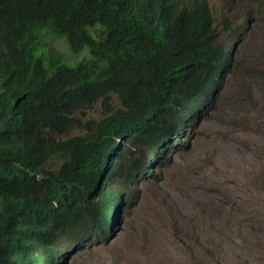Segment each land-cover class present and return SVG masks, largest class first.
Instances as JSON below:
<instances>
[{"label": "trees", "instance_id": "trees-1", "mask_svg": "<svg viewBox=\"0 0 264 264\" xmlns=\"http://www.w3.org/2000/svg\"><path fill=\"white\" fill-rule=\"evenodd\" d=\"M210 10L208 0H0V264H49L59 250L49 229L109 234L123 192L114 180L127 160L131 178L145 163L133 149L184 144L242 65L231 49L248 17L217 27Z\"/></svg>", "mask_w": 264, "mask_h": 264}, {"label": "rangeland", "instance_id": "rangeland-1", "mask_svg": "<svg viewBox=\"0 0 264 264\" xmlns=\"http://www.w3.org/2000/svg\"><path fill=\"white\" fill-rule=\"evenodd\" d=\"M240 1L248 26L231 53L242 65L211 98L197 144L169 150L135 180L116 179L115 226L81 249L67 241L60 264H264V5ZM208 2L214 12L221 0Z\"/></svg>", "mask_w": 264, "mask_h": 264}, {"label": "clouds", "instance_id": "clouds-1", "mask_svg": "<svg viewBox=\"0 0 264 264\" xmlns=\"http://www.w3.org/2000/svg\"><path fill=\"white\" fill-rule=\"evenodd\" d=\"M228 1L232 3V9H233V11L231 13H227L226 10H225V7H224L225 2H228ZM256 1H258L261 4L264 5V0H256ZM242 3L243 2L240 1V0H234V2H233V0H221V2L219 4V9L217 11L214 10V12H213L212 11V8L210 6V9H211L210 11L212 13V17H214L216 15L217 16V22L218 23H219V20L220 19L226 18V17H232V15H234V14L239 15V18L238 19H242L244 16H246L245 14L240 15V14L235 13L236 7L238 5H240V4H242ZM214 23H215V21H214ZM246 26H248V25H246ZM185 116L187 118H190L191 112H185ZM205 121H206V119H205L204 113L202 112V114H200V116L198 118H196L195 121L190 126H188L186 128V131L183 133V139L182 140H183L184 144L181 145V146H178V147L169 148L166 151H164L163 154H160L158 156H150V155H148V153L146 152V150L143 149L142 147H135L132 152H134L135 154H137L138 156H140L142 159H145V163L143 165H141V167H140V173H139V175H137L136 177H132V178L129 177L128 169H129L130 161L127 160L126 161V165L123 166V168L121 170V173H119V175L117 176L118 177L117 179L121 178L123 181L135 180V179L139 178L143 173L150 172L152 170V163L156 159H164L165 156H167L169 150L178 149V148H181V147L186 146L185 143L188 140H192V141H194L195 144H197L196 139H197V136H198V131L202 128V126L204 125ZM55 165L56 164L52 165V167H55ZM122 194H123V192H122ZM122 194H121V200H122ZM121 200H120V202H121ZM119 204L117 206V214H116V217H115V221H116V218H117L118 213H119V209H118ZM115 221H114V223H115ZM114 223H113L112 227L115 226ZM36 224L37 225H41L42 224L41 220L39 222H37ZM48 234L50 236H57L58 237L57 240H58V243H59V250L56 253L55 257L50 260L49 264H60V260L63 257L62 253H64V251H65V249H64L63 246H64V244L67 241H69L70 243H74L76 240H78L79 248L80 249L83 247V244H85V242L87 241V236L84 237V238H81V236L80 237L76 236V238H75L72 235H68V236H66L64 234H58L57 235V233L54 230H52V229H49L48 230ZM107 236H108V234H106L105 236H103L101 238H98L93 233L92 235H90L88 237H91L92 239H96V240H98V239L99 240H104V239H106ZM73 252H75V251H73V250H70L69 251V253H73Z\"/></svg>", "mask_w": 264, "mask_h": 264}]
</instances>
